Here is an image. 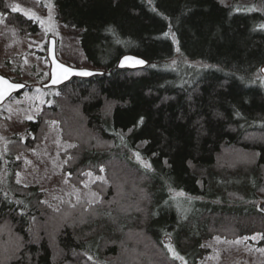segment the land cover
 <instances>
[{"label": "trees", "instance_id": "1", "mask_svg": "<svg viewBox=\"0 0 264 264\" xmlns=\"http://www.w3.org/2000/svg\"><path fill=\"white\" fill-rule=\"evenodd\" d=\"M47 1L104 74L44 90L26 139L0 146V264H181L167 245L199 264L216 238L264 247V0ZM10 10L0 0L6 25L38 34ZM126 54L150 66L117 70ZM53 131L90 197L51 204L18 181Z\"/></svg>", "mask_w": 264, "mask_h": 264}, {"label": "rangeland", "instance_id": "2", "mask_svg": "<svg viewBox=\"0 0 264 264\" xmlns=\"http://www.w3.org/2000/svg\"><path fill=\"white\" fill-rule=\"evenodd\" d=\"M10 11L23 15L39 28L34 37L22 38L17 31L0 17V76L11 82L24 84L25 92L0 106V146L5 148L11 137L26 139L27 123L33 121L43 106L53 96L41 88L49 78L46 59L47 40L56 41L57 58L64 64L78 69H96L85 60L79 42V32L63 26L57 11L47 0H6ZM230 0H226L229 2ZM13 9H16L15 11ZM172 61L171 65H174ZM47 103V104H46ZM30 117V119H29ZM52 132L45 144L22 158L23 170L18 173L20 183L37 185L44 192L45 201L53 204L64 198L90 197L71 186L63 172L61 153L70 148ZM242 160L240 163H246ZM263 201V200H262ZM258 237L226 241L214 239L208 244L209 255L199 264H264V247H258ZM173 257V253L169 251ZM179 262L182 264L180 259Z\"/></svg>", "mask_w": 264, "mask_h": 264}, {"label": "water", "instance_id": "3", "mask_svg": "<svg viewBox=\"0 0 264 264\" xmlns=\"http://www.w3.org/2000/svg\"><path fill=\"white\" fill-rule=\"evenodd\" d=\"M47 47H46V59L49 64V78L48 81L45 82L41 86L43 90L49 89H58L64 85H66L72 79H90L96 76H102L104 74L103 71L94 69H78L71 66L64 64V62H60L57 58V51H56V41L54 38H49L47 40ZM144 61V63H138V61ZM150 66V62L131 54H126L122 56L116 65V69L119 71L125 72H142ZM263 68L260 69V74L264 77ZM81 72H90V75H81ZM3 79L0 80V94H2V99H0V106H3L5 102L10 100L11 98L22 94L26 90V86L24 84H18L11 82L7 78L0 76ZM67 77V79H65ZM54 81H56L54 83ZM9 85H14L16 87H9ZM258 211L264 215V200L260 201L257 205Z\"/></svg>", "mask_w": 264, "mask_h": 264}, {"label": "snow or ice", "instance_id": "4", "mask_svg": "<svg viewBox=\"0 0 264 264\" xmlns=\"http://www.w3.org/2000/svg\"><path fill=\"white\" fill-rule=\"evenodd\" d=\"M14 11L16 10V9H13ZM165 35H167V34H165ZM138 63H144V61H138ZM262 71H264V69H262ZM81 75H90L91 73L90 72H81L80 73ZM3 78L2 77H0V80H2ZM65 79H67V77H65ZM56 81H54V83H55ZM9 87L11 88V87H16V86H14V85H9ZM3 97H2V94H0V99H2ZM29 119H30V117H29ZM143 122V117H141V123ZM137 155V158L139 159V154L137 153L136 154ZM145 167H147V168H150L151 166L150 165H148V164H145L144 165ZM101 171H103V168H101ZM88 175H91V173H88ZM98 179H102V177H98ZM181 195H183V193H181ZM169 251L170 252H172L173 253V257L174 258H176V259H183V257H180L178 254H176L175 252H174V250L170 247L169 248ZM88 259L89 260H91L92 259V257L91 256H89L88 257Z\"/></svg>", "mask_w": 264, "mask_h": 264}]
</instances>
